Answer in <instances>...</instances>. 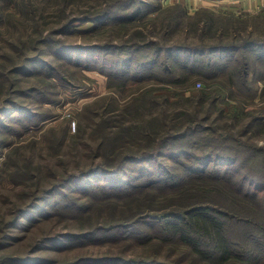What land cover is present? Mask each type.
<instances>
[{
  "label": "rangeland",
  "instance_id": "1",
  "mask_svg": "<svg viewBox=\"0 0 264 264\" xmlns=\"http://www.w3.org/2000/svg\"><path fill=\"white\" fill-rule=\"evenodd\" d=\"M28 1L0 0V215L6 224L29 198L30 192L15 186L11 175L20 154L30 157L34 152L38 164H49L53 160L47 157V140L53 141L55 150L62 148L57 143L61 134L74 133L80 126L89 130L98 111L123 115L122 107L128 106L125 116L135 123L148 113L160 116L165 104H146L142 91L148 89L154 94L168 92L164 88L174 90L172 84L155 79L169 78L165 67L173 63L167 53L187 60L201 73L215 68L227 71L234 62L225 60L229 58L226 52L214 53L210 65L201 62L207 60V54L195 57L181 48L155 52L160 45L170 47L191 41L180 30L164 32L163 23L179 14L176 9L169 10L170 6L183 8L188 14L211 9L206 6L195 8L183 0H110V10L91 18L69 19L60 26L69 7L96 6L101 2L32 0L35 13L24 16L20 9ZM221 11L215 10L225 13ZM234 16H243L247 24L253 22L259 31L255 37L264 36V6ZM245 51L251 58L264 56V46ZM234 53L235 57L240 56L239 51ZM220 57L224 62L229 60L228 66L220 65ZM193 80V89H199L201 76ZM261 85L249 74L240 85L232 86L233 97L225 106L235 103L234 106L243 105L252 113H260L257 127L241 129L242 120L237 127H228L226 124L234 120L226 108L224 115L219 116L216 110L220 106L209 113L212 120L204 121L205 127H217V134L239 137L224 144L243 148L240 155L248 156L242 161L256 170L264 165V155L250 152L259 146L264 150ZM183 93L187 95L186 91ZM170 95V99L177 97ZM178 99L184 108L192 109V103ZM143 125L149 130L147 123ZM202 134L205 133L193 132L169 142L161 155L128 160L116 174L97 171L72 179L48 194L36 192L43 198L26 209L12 226L0 225V264H214L197 257L178 232L166 225L167 221L173 219L175 223L176 217L184 216L171 213H180L181 207L207 197V202L215 206L223 203L232 207L233 202L227 197L244 201L242 196L255 193L257 188L254 178L243 176L242 164L227 160L193 163L178 154L200 152L201 146L194 150L191 146L196 139L201 140ZM171 154L178 155V160ZM232 170L237 177L226 186L219 184L216 177ZM196 175L203 177L195 179ZM23 180L30 182L31 178L26 173ZM39 181L36 189L43 187L48 178L42 176ZM200 185L210 189L208 194L195 191ZM117 186L122 189L114 188ZM259 206L264 212V190L259 192ZM97 227L101 229L95 230ZM224 231L237 249L246 250V256L255 261L249 241L259 230L253 220H228ZM188 235L199 239L204 250L212 246L208 238L197 236L199 233Z\"/></svg>",
  "mask_w": 264,
  "mask_h": 264
},
{
  "label": "trees",
  "instance_id": "2",
  "mask_svg": "<svg viewBox=\"0 0 264 264\" xmlns=\"http://www.w3.org/2000/svg\"><path fill=\"white\" fill-rule=\"evenodd\" d=\"M98 1L101 4L96 6H77L75 9L69 7L67 13H65L66 20L60 26L67 23L69 19L91 18L98 13L111 9L112 2H109L110 0ZM24 7L20 9V13L24 16H28L29 12L35 13L36 6L33 5L32 0L25 3ZM177 8L179 7L176 5L169 7V10L176 9L179 14L172 15L168 18V21L163 23L164 32L180 30L191 41L170 47L160 45L155 52L160 54L161 51L181 48L187 52L189 51L195 57H197L196 55L207 54V60L203 59L201 62L209 65L211 60L215 58L214 53L226 52L228 54L226 56H229V58L227 57L225 60L229 59L231 63L234 59L231 67L227 71L223 68H215L214 71L211 70L208 73L205 71L202 73L196 72V69L187 60L167 53V58L171 59L173 63L165 67L169 78L155 77V79L172 84L174 90L164 88L168 92L154 94L153 91L148 89L142 91V100L146 104L151 106L165 104V108H161L160 116L148 113L145 115V119H142L141 116L140 123H135V121L128 120V117L125 116L127 114L125 110L128 109V106L122 107L123 115L114 114L115 112L109 113V111H98L96 119L92 121L89 130L80 126L74 133L65 131L61 134L57 143L62 145V148L58 149L57 147L55 150L52 146L53 141L51 139L47 140V157L53 160L49 164L44 166L38 164L34 152H32L33 156L30 157L23 155L26 159L20 154L19 161L12 165L11 175L15 186L17 185L20 189L30 192L29 198L23 201L24 206L20 205L21 207L13 212V216L7 224L5 223V217L0 215V225L3 228L4 226H12L26 209L43 198L38 196L39 193L48 194L72 179H79L97 171L111 175L116 174L128 160H144L161 155L166 150L169 142L188 136L193 132L197 134L199 131H203L205 134L200 135L201 140L196 139L191 146L192 149L195 146H201L200 152L194 151L195 155L192 152L179 151L178 154L185 155L193 163L208 164L217 160H227L230 164L237 163L238 166L242 164L243 176L255 179L254 183L257 191L244 194L242 196L244 201H235L233 197H227L228 200L233 202L232 207L223 203L215 206L213 203L207 202L208 197L200 199L199 202L187 204V208L181 207L180 213H171L173 215L184 214V216L176 217L175 223L171 219V221H167L166 225L171 230L178 232L182 242L186 243L187 247L205 262L211 261L214 264H259L264 261V234H261L264 233V212L259 206V192L264 190V181L261 180L264 179V165L260 170L247 165L242 159H247L248 154L245 158L240 155L243 148L233 144H224L227 140L237 141L239 137L236 138L231 133L217 134L219 130L217 127H205L204 123L205 120L210 118L209 113L214 111L215 106H220L217 107V114L219 116L224 115L223 110L230 103V98L233 97L232 86L234 87V84L240 85L241 81L247 79L249 74H253L254 78L261 82L260 93L261 95L264 94V56L257 54L251 58L245 51L252 46H264V36L262 38L255 37L254 34L259 32L258 29L255 28L253 22L247 24L246 20L243 19L244 15L236 17L230 11L216 13L213 9L208 10L205 8L195 11L194 14H188L183 8ZM164 9H162V12ZM181 16L185 18L182 19ZM262 33L264 34V30ZM237 51L240 52V56L235 57L234 52ZM222 58H219L220 65H227L229 60L224 62ZM198 75L201 76L203 83L199 81L200 88L195 90L193 89V79ZM183 91H186L187 95ZM170 93L177 97L170 99ZM179 97L192 103V109L184 108L185 106L178 99ZM234 104L226 108L230 110V119L234 120L230 124H226L228 127H237L240 120L243 121L241 129L247 126L255 128L260 125L262 116L260 113H252L246 110L243 105L234 106ZM144 123L148 124L149 130H147L146 125H143ZM246 132L251 134L249 130H246ZM248 147H252V145ZM170 152H173V150ZM250 152L264 155V150L260 146L250 149ZM170 157L178 160V155L171 154ZM26 173L31 178L30 182L23 180ZM199 175H196L195 179L203 177ZM42 176H46L48 181L43 187L36 189ZM236 177L235 172L232 170L227 171L222 176L219 175L216 180L219 184L226 186L230 183V180ZM114 188L122 189L119 186ZM209 190L203 185L197 186L195 189L196 192L202 194H208ZM20 200H22L21 197ZM228 220L240 222L253 220L256 223L259 232L252 234L251 241H249L251 242L249 250L252 252L255 261L246 256V250L237 249L225 234L224 227ZM99 228L101 229V227H97L95 230ZM193 232L200 234L197 236L208 238L212 246L206 250L202 249L199 239L194 236L189 237L188 234Z\"/></svg>",
  "mask_w": 264,
  "mask_h": 264
},
{
  "label": "crops",
  "instance_id": "3",
  "mask_svg": "<svg viewBox=\"0 0 264 264\" xmlns=\"http://www.w3.org/2000/svg\"><path fill=\"white\" fill-rule=\"evenodd\" d=\"M172 0L171 2H175ZM188 6H206L213 10L233 13L254 12L264 6V0H183ZM189 8V7H188ZM191 8V7H190Z\"/></svg>",
  "mask_w": 264,
  "mask_h": 264
}]
</instances>
